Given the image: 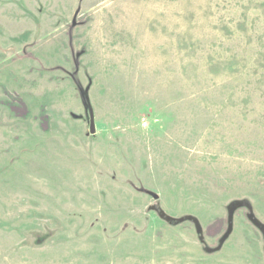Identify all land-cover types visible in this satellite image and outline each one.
I'll return each instance as SVG.
<instances>
[{
	"label": "rangeland",
	"instance_id": "rangeland-1",
	"mask_svg": "<svg viewBox=\"0 0 264 264\" xmlns=\"http://www.w3.org/2000/svg\"><path fill=\"white\" fill-rule=\"evenodd\" d=\"M260 223L264 0H0V264H264Z\"/></svg>",
	"mask_w": 264,
	"mask_h": 264
},
{
	"label": "water",
	"instance_id": "water-1",
	"mask_svg": "<svg viewBox=\"0 0 264 264\" xmlns=\"http://www.w3.org/2000/svg\"><path fill=\"white\" fill-rule=\"evenodd\" d=\"M89 116H90V133L94 132V120H93V113L91 110H89Z\"/></svg>",
	"mask_w": 264,
	"mask_h": 264
},
{
	"label": "trees",
	"instance_id": "trees-1",
	"mask_svg": "<svg viewBox=\"0 0 264 264\" xmlns=\"http://www.w3.org/2000/svg\"><path fill=\"white\" fill-rule=\"evenodd\" d=\"M242 208H244V211H245L246 214H251V206L250 205L249 206L248 205H243ZM256 224H259V223H256ZM260 224H261L262 227L264 226L262 223H260ZM217 244H218V242H217ZM219 245H220V243H219Z\"/></svg>",
	"mask_w": 264,
	"mask_h": 264
}]
</instances>
